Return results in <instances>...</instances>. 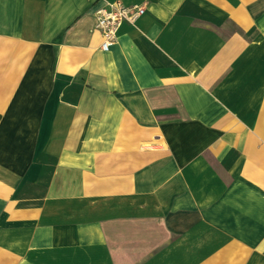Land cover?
I'll list each match as a JSON object with an SVG mask.
<instances>
[{
    "label": "crops",
    "instance_id": "crops-1",
    "mask_svg": "<svg viewBox=\"0 0 264 264\" xmlns=\"http://www.w3.org/2000/svg\"><path fill=\"white\" fill-rule=\"evenodd\" d=\"M0 0V264H264V0Z\"/></svg>",
    "mask_w": 264,
    "mask_h": 264
},
{
    "label": "built area",
    "instance_id": "built-area-1",
    "mask_svg": "<svg viewBox=\"0 0 264 264\" xmlns=\"http://www.w3.org/2000/svg\"><path fill=\"white\" fill-rule=\"evenodd\" d=\"M144 5H125L120 0H100L93 15L94 29L101 36L100 48L108 50L118 38V33L124 23L134 24L144 13Z\"/></svg>",
    "mask_w": 264,
    "mask_h": 264
}]
</instances>
